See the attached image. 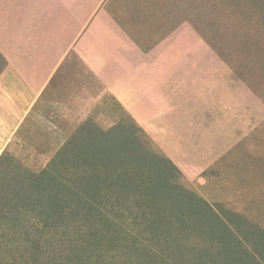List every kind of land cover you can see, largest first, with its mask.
I'll list each match as a JSON object with an SVG mask.
<instances>
[{"label": "rangeland", "instance_id": "1", "mask_svg": "<svg viewBox=\"0 0 264 264\" xmlns=\"http://www.w3.org/2000/svg\"><path fill=\"white\" fill-rule=\"evenodd\" d=\"M34 1L0 0V78L11 62L46 70L79 35L77 40L86 43L90 60L106 68L104 75L109 82L118 83L125 76H132L130 66L149 64L151 48L174 45L173 52L181 53L184 69L191 62L187 69L193 72L194 60L199 57L200 66L210 71L206 61L211 60L218 63L216 67L223 65L228 70V73L219 72L222 76L234 75L236 83L232 86L224 80L220 92L205 90L210 99L199 102V119L193 116V125L198 123L202 129L199 149L193 147L182 157L183 161L177 160L166 137L158 139L157 133L143 127L109 87L103 91L104 86L94 78L95 72L86 71L79 45L74 47L53 85L58 90L62 88L59 91L62 96H70L69 108L81 111L82 116L76 115L65 130L66 137L58 142L45 129L37 133L38 137L43 135L38 139L34 135L33 138L15 135L3 151L0 264H231L233 257L241 262L236 251L241 246L243 253L246 252L243 258L253 264H264V241L260 243L264 240V0H104L92 18L100 0H54L57 17L48 25H32L27 10L22 15L25 3L30 9ZM173 38L176 43L170 41ZM198 43L197 56L193 45ZM137 47L140 48L136 50ZM212 69L214 80L217 74ZM84 76L89 77L85 80L89 88L85 98L77 89L67 94L73 84L70 79ZM159 114L154 118L151 113L146 114L149 117L145 116L144 120L158 122V128L153 130L169 136L182 115ZM62 123L57 130L65 129L62 125L67 124ZM121 125L134 132L130 135L132 142L126 147L140 148L141 152L159 156L177 167L179 161L188 164L187 171L179 167V171L170 172L174 175L170 182L175 185V192L182 196L187 192L197 194L211 205L218 222L206 209H200L206 207L204 204L197 201L193 206L185 201L177 204L176 199L167 198L169 191L153 188L151 193L147 189V194H142L141 190L136 193L125 185L112 186L122 183V171L128 169L129 175L139 174L133 181L141 183L140 178L152 169L143 167L138 173V166L119 162V172L111 173V178L106 179L109 173L100 172L105 180L96 186L87 202L70 203L48 221L41 206L48 182L43 189L42 186L35 189L30 183L40 181L41 176L31 178L29 174L26 178L25 170L40 172L48 167L52 171L59 164L69 179L73 174H90L92 168L77 166L83 163L81 157L93 155L101 143L109 144L107 138L111 134L119 137ZM116 128L117 133L112 132ZM211 134L218 141L208 146L206 139L211 140ZM120 139L116 138L114 143H123ZM190 140L195 141V137ZM53 142L57 144L52 146ZM58 151L60 154L55 156ZM203 155H207L204 161L199 159ZM9 160L13 161L12 167L7 165ZM200 173L203 174L199 176ZM15 176L18 179L23 176L24 186L29 188L22 191L30 192L38 204L26 206L18 200L14 212L12 205L9 206L11 213L3 207V200L11 195H15L12 201L27 197L25 192L17 190L19 187L11 192L13 188L9 187ZM73 189L76 191L75 186ZM85 189L86 186L80 192L84 194ZM172 193L169 192L174 196ZM219 224L225 225L228 233L240 241L232 245L235 247L232 253L237 254L216 251L218 239L225 237L222 236L225 229ZM208 225L211 228L204 233ZM107 226L106 237L94 241L96 231H104ZM32 243L38 249H33ZM206 249L209 254H205Z\"/></svg>", "mask_w": 264, "mask_h": 264}, {"label": "crops", "instance_id": "2", "mask_svg": "<svg viewBox=\"0 0 264 264\" xmlns=\"http://www.w3.org/2000/svg\"><path fill=\"white\" fill-rule=\"evenodd\" d=\"M102 1L104 0H100L99 3L96 4L95 11L92 13L91 18L101 6ZM55 4L56 2L54 0H35L32 7L27 9V3H25L26 9H24L25 12L22 16L26 14L27 10V19L29 23L31 22L32 25H37V23L48 25L50 20L57 17L55 14ZM78 36L79 35L67 46L61 57L54 62L51 61L50 66H48L46 70H41L40 67L36 66L32 68L27 66L21 67L11 62L1 75L0 156L15 135H28L31 138H33L34 135L36 139H38L43 135L38 137L37 133L48 129L49 136H52V138L58 142L66 137L65 130L69 128L71 122L76 118V115H79V117L82 116L80 115L81 111L69 108L70 96H62L59 93V91H62V88L58 90V87L53 85L66 57L69 55L70 51L78 45L81 46L77 48L81 50L80 54L87 68L86 71H90V73L92 71L95 72L96 76L94 78L99 84L104 86H102L103 91H108L109 87L131 115L139 120L140 123H143V127L153 133H157V135L154 134L158 139L166 137L167 143L171 147L170 151L172 153L175 152L178 156L177 160L181 159L183 161L182 157H185L193 147H196L197 150L199 149V132H202V129L199 127L198 123L195 126L193 125L194 119L197 117L199 119V111L201 108L199 107V102H203L205 101L204 99L207 98L210 99L205 90L213 89L215 92H220L219 88L220 86H224L222 82L224 80H227L226 82H231L232 86L235 85L234 83L236 82L234 80L236 79H234V75L233 77H231V74H224L222 76L221 73H228V70H225L223 65H221L220 68L216 67L215 65L218 63L211 62V60L206 61L207 64H209L207 67L210 69V71H206L200 66L199 57L197 60H194L195 68L193 72L187 69L191 62H189L185 67L186 69H184V60L181 58V53L173 52L174 45H159L160 47H153L150 49V52L152 51V61L149 64L145 62L142 65L137 63L134 66H130L129 69H132L130 71V73L133 74L132 76H125V80L119 81L118 83L114 81L109 82V79L104 75V73H106V68L102 69V65H96L90 60L86 43L80 42V39L77 40ZM175 38L170 39V41L172 42L173 40V42L176 43L177 40ZM193 46L197 49L198 56L199 43ZM139 48L140 47H137L136 50ZM143 49L144 46L140 49L141 52ZM191 49L192 46L189 50ZM184 50H188V48ZM210 67L216 70L217 77L214 80H212L214 77L213 69ZM189 74L195 75V77L189 79ZM86 77L79 78V80L70 79L73 84L69 86L67 94H70V92L74 93L75 89H77L79 90V94L85 98L86 95L84 94L89 93V88L85 85ZM204 83H206V86L203 85ZM100 93L102 92L100 91ZM60 96L62 97L60 98ZM84 98L81 100L83 103L85 100ZM216 110L219 111L218 108H216ZM150 113L153 118L159 116V113L165 116L171 114L174 117L182 115V117L179 119L180 123L174 126V130H172L169 136H162L153 130L156 127L158 128V122L153 124V122L144 120L146 114L148 115ZM193 116L196 117L193 119ZM80 120L81 119H79V121ZM160 121H162V119ZM60 122H63L62 124L64 125L67 124L66 127L62 125L65 129L59 128V130H57L59 126L61 127V125H59ZM193 126L195 127L194 129H192ZM189 129H191V131ZM189 132L191 135H188ZM193 136L195 137V141L190 140ZM211 136V140L206 139V144L208 146H212L213 141H218L216 136H213V134H211ZM64 143L62 142V144ZM55 144L57 143H51L52 146ZM206 156L207 155L199 156V159L204 161L207 159ZM178 164V166L185 171L190 167L188 164L180 161ZM199 172H201L200 169ZM202 174L203 173H200L199 176Z\"/></svg>", "mask_w": 264, "mask_h": 264}, {"label": "trees", "instance_id": "3", "mask_svg": "<svg viewBox=\"0 0 264 264\" xmlns=\"http://www.w3.org/2000/svg\"><path fill=\"white\" fill-rule=\"evenodd\" d=\"M117 127V126H115ZM119 129H123L122 133H120L119 137L114 136L113 134H111L112 136H110L109 138H107V140L111 141L109 142V144H100V147H98L93 155L90 156H82L81 160L83 161V163L77 164V166H86L89 168H92V172L90 174H83V175H72L71 178L69 179V175L65 176V171H61L59 164H57V167L54 168L52 171L49 170L48 167H46L45 169H43L40 172H33L31 170H25L27 171L25 174V177L28 178L29 174H31V178H38L39 176H41V180L40 181H32L30 184L33 185V187L37 190H39V188L41 187L42 189L44 188V185L46 182L47 185L45 187V189H43V197L45 198L44 200H42V211H46V217L48 221H52L53 220V216L56 213H60L63 212L62 210L65 209V206L72 203H77L79 201L81 202H87L89 200L88 196H92V192H95V188L96 186H101L104 182V180H102V176L100 172H106L109 173V176L106 177V179L111 178V173L114 174L115 172H119V167L120 164L117 165V163H121L124 165H128V164H134L138 167H136V171L139 173V171H143L142 168L143 167H152V169L150 168V173L145 176L140 178L141 183L139 182H134L133 180H136L137 177L139 178V174L137 175H129L128 173H131V171H129L127 169L126 172L124 171H120V180L122 181V183L117 182V183H113L112 186H122L125 185L128 188H132L136 193L138 190H141L142 194H149L151 193V189L154 188V190H165V191H173V195L171 196V194H169V192L167 194V198H173L176 199L174 200L175 203H179L181 201H185L186 205L190 204L191 206H193V202L197 201L198 203L204 204L206 207H200L201 210H207L210 215L211 218L212 216H214L216 218V221L218 222L219 217L216 215L215 211L210 208L211 205L206 202L204 199H202L201 197H198L197 194H192L191 192L188 193L187 195H181L178 192H175L174 188L175 185L171 184L170 182V178H172L174 175L170 172H174V171H179V167L172 165L170 161L166 160V159H162L159 156H153V155H148L145 154L146 152H141L140 148H133L130 149L129 147H126L128 144H130L131 139H130V135H133V129L131 128L130 130L128 127L126 128L124 125H121ZM116 130H118V128L112 130V132L117 133ZM124 131V132H123ZM119 134V133H118ZM126 134V135H125ZM129 135V136H128ZM115 138V139H114ZM116 138H122L120 139V141H122L123 143H118L115 144L114 142L116 141ZM125 138V139H124ZM65 144V143H64ZM119 146V147H118ZM64 146H61L59 148V151L64 149ZM99 150L101 152H99ZM57 152L55 156L59 155L60 152ZM4 152L1 154L0 156V162L4 160ZM150 156V157H149ZM65 157V156H64ZM53 160V159H52ZM51 160V161H52ZM66 160V159H65ZM65 163V161L63 162V164ZM13 161L9 160L8 164L9 167H12L13 165ZM6 165V164H5ZM157 165V167H155ZM80 167H77V169H80ZM88 168V169H89ZM56 169V171H54ZM87 170V169H86ZM54 171V172H53ZM99 171V172H98ZM47 180V181H46ZM24 180H23V176L21 179H18L16 176L13 177V182L11 183L9 188H13L11 192H13L16 188H18L17 190L22 192H25L27 197L24 199L25 196H20L19 199L16 198V200L12 201L13 198H15V195H11L7 198H5L4 203H3V207L7 210H9L11 213L14 212V210H16V204L18 200H21L23 202H25L26 206L30 205L32 203H35L36 206L38 204L37 199H35V197H32V194L28 191H22L23 189L29 188V185L24 186ZM84 184V185H83ZM144 184V185H143ZM1 186V184H0ZM75 186L76 191L73 189ZM81 186V187H80ZM84 186H86L85 189V193L82 194L80 192V189L83 188ZM26 187V188H24ZM110 187V186H109ZM148 190L147 193H145V191ZM123 194V192L121 193ZM17 196V195H16ZM93 197H91V200ZM95 199V198H94ZM75 200L77 202H75ZM96 201L100 202L101 199H97ZM15 202V203H13ZM12 205V211L9 209V206ZM27 208V207H26ZM200 210V211H201ZM205 210V211H206ZM200 216V215H199ZM211 220V219H210ZM213 222L215 223V220L212 219ZM211 220V221H212ZM106 225V224H105ZM222 225L224 227V231H223V235L225 237H220L219 240V246L217 248V252L218 254H237V253H232L235 249V247H232V245H234V243H240V241L236 238V236H234L233 234H229L227 231V228L225 227V225L223 224H219ZM246 224H243V226ZM249 225V223H248ZM242 225H240L241 227ZM214 228V225L212 226ZM206 229L204 233H206L207 230H210L209 228H211V226H206ZM212 228V229H213ZM242 228V227H241ZM109 227L107 226V228H104V231H96L97 232V236H95L96 238H94V241L99 238V239H104L106 237L105 234V230H108ZM96 234V233H95ZM244 234V233H243ZM231 235H233L234 237H232ZM261 237V236H260ZM98 239V240H99ZM259 241V238L257 239ZM264 241V240H260V243ZM35 243V242H34ZM34 243H32L31 245H33ZM30 244V243H29ZM264 244V243H263ZM241 246V244H240ZM33 249H38L36 244L33 245L32 247ZM239 253V257L238 258H242L241 262L240 261H236L233 257V259L231 260V264H243L247 263V264H251L252 262H250V260L248 261L245 257L243 258V254H245L246 252L243 253L242 250V246L241 249L236 250ZM199 254H204L203 252L199 253ZM205 254H209V249H206ZM253 264V263H252Z\"/></svg>", "mask_w": 264, "mask_h": 264}]
</instances>
